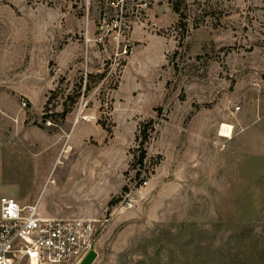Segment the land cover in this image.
Segmentation results:
<instances>
[{"label": "rangeland", "instance_id": "rangeland-1", "mask_svg": "<svg viewBox=\"0 0 264 264\" xmlns=\"http://www.w3.org/2000/svg\"><path fill=\"white\" fill-rule=\"evenodd\" d=\"M0 138L44 216L97 219L89 264H264L232 195L264 143V0H0Z\"/></svg>", "mask_w": 264, "mask_h": 264}, {"label": "built area", "instance_id": "built-area-1", "mask_svg": "<svg viewBox=\"0 0 264 264\" xmlns=\"http://www.w3.org/2000/svg\"><path fill=\"white\" fill-rule=\"evenodd\" d=\"M99 229L97 219L44 216L38 202L24 204L2 196L0 264H79L94 251Z\"/></svg>", "mask_w": 264, "mask_h": 264}, {"label": "crops", "instance_id": "crops-1", "mask_svg": "<svg viewBox=\"0 0 264 264\" xmlns=\"http://www.w3.org/2000/svg\"><path fill=\"white\" fill-rule=\"evenodd\" d=\"M253 130L261 131L257 127ZM251 132L252 130L248 129L245 134L249 136ZM246 146L248 147L246 153L237 159L235 179L232 184L234 215L241 222L255 221L264 215V143L253 142L252 145L247 141ZM7 147L8 142L0 138V211L1 197L5 195L13 196L24 204L38 202L40 208V196L36 201L31 202L23 195L19 172L26 167L23 166V169L17 171L12 169L9 155L5 150ZM48 178L49 174H46L43 178L44 182Z\"/></svg>", "mask_w": 264, "mask_h": 264}, {"label": "trees", "instance_id": "trees-1", "mask_svg": "<svg viewBox=\"0 0 264 264\" xmlns=\"http://www.w3.org/2000/svg\"><path fill=\"white\" fill-rule=\"evenodd\" d=\"M174 9L176 12L180 13L181 16H183V12L181 11V7L179 5L178 2H174ZM55 92V93H54ZM54 95L56 94V91H54ZM69 110H64V115L68 114ZM51 115L48 114V112H45L43 117H44V120H47ZM154 123H155V120L154 119H150L148 122H146L144 125H143V128H142V146H143V149H142V153L139 157V161L142 163L146 157V150L144 149V144L149 140V128L154 126Z\"/></svg>", "mask_w": 264, "mask_h": 264}, {"label": "bare ground", "instance_id": "bare-ground-1", "mask_svg": "<svg viewBox=\"0 0 264 264\" xmlns=\"http://www.w3.org/2000/svg\"><path fill=\"white\" fill-rule=\"evenodd\" d=\"M88 118L89 117H87L86 119ZM232 129H233V126L231 124L224 123L222 124L220 135L224 137H232V134H233Z\"/></svg>", "mask_w": 264, "mask_h": 264}, {"label": "water", "instance_id": "water-1", "mask_svg": "<svg viewBox=\"0 0 264 264\" xmlns=\"http://www.w3.org/2000/svg\"><path fill=\"white\" fill-rule=\"evenodd\" d=\"M94 256L95 252H90L80 264H89L94 259Z\"/></svg>", "mask_w": 264, "mask_h": 264}]
</instances>
